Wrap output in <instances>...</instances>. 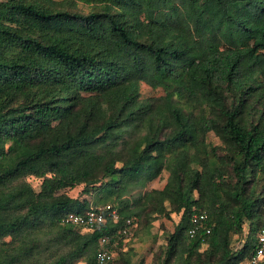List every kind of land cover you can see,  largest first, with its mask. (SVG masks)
<instances>
[{
  "label": "trees",
  "instance_id": "trees-1",
  "mask_svg": "<svg viewBox=\"0 0 264 264\" xmlns=\"http://www.w3.org/2000/svg\"><path fill=\"white\" fill-rule=\"evenodd\" d=\"M81 1L88 13L0 0V264H96L100 237L121 245L127 219L171 214L154 264L248 263L264 215V0ZM141 84L165 95L143 101ZM80 185L91 201L65 193ZM106 204L117 223H62ZM195 212L208 234L189 235Z\"/></svg>",
  "mask_w": 264,
  "mask_h": 264
},
{
  "label": "rangeland",
  "instance_id": "rangeland-1",
  "mask_svg": "<svg viewBox=\"0 0 264 264\" xmlns=\"http://www.w3.org/2000/svg\"><path fill=\"white\" fill-rule=\"evenodd\" d=\"M55 2L54 4L58 8L71 7L72 9H78L81 12L88 13L92 8L91 4H87L81 0H50ZM141 99L143 101H154L159 99L160 97L165 95V91L163 88H151L145 84H141L140 86ZM207 142L212 144H219V140L212 134H208ZM168 178V173L164 172L159 178L151 182L144 189H135L131 192V196L128 195L126 198L136 197L138 193H146L151 190H159L162 189L166 184ZM27 181L31 185L34 186L35 189L39 186V181L28 178ZM109 181V178H107ZM83 186H77L73 189H67L65 193L72 197L78 198L79 200H92V196L90 194L84 195L82 193ZM168 208V204L165 203ZM171 218L168 219L166 217H157L149 228L139 227L138 222L134 223V226L130 229L128 235L121 240V245L118 246V249L115 253V261L118 259L119 254L121 252H125L130 248L135 252V256L133 258L134 264H154V257L157 252L165 245L166 236L171 233L178 222V216L175 214H171ZM248 231V224L244 225V234ZM78 264H84V262L79 261ZM242 264H247L246 261Z\"/></svg>",
  "mask_w": 264,
  "mask_h": 264
},
{
  "label": "built area",
  "instance_id": "built-area-1",
  "mask_svg": "<svg viewBox=\"0 0 264 264\" xmlns=\"http://www.w3.org/2000/svg\"><path fill=\"white\" fill-rule=\"evenodd\" d=\"M119 220L118 211L110 204L91 207L82 214L69 213L63 219L62 223L80 228L83 232L92 233L104 226L108 222L117 223ZM207 220L205 213L195 212L191 216L193 227L189 230V235L194 237L200 230L209 233V228L203 227V223ZM134 226L132 219L125 221V226L118 235L126 237L130 229ZM257 248L255 249L247 264H264V215L261 219V226L257 232ZM100 251L97 255L96 264H110L114 258L119 242L117 237L103 236L99 239Z\"/></svg>",
  "mask_w": 264,
  "mask_h": 264
}]
</instances>
